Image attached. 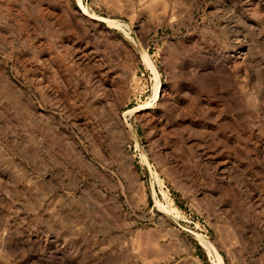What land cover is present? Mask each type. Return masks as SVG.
<instances>
[{
  "label": "rangeland",
  "instance_id": "1",
  "mask_svg": "<svg viewBox=\"0 0 264 264\" xmlns=\"http://www.w3.org/2000/svg\"><path fill=\"white\" fill-rule=\"evenodd\" d=\"M219 256L264 264V0H0V264Z\"/></svg>",
  "mask_w": 264,
  "mask_h": 264
},
{
  "label": "bare ground",
  "instance_id": "2",
  "mask_svg": "<svg viewBox=\"0 0 264 264\" xmlns=\"http://www.w3.org/2000/svg\"><path fill=\"white\" fill-rule=\"evenodd\" d=\"M159 90V84L157 83V85H156V92ZM204 243V245H206V246H209L210 245V243H209V241L207 240V239H205V238H202L201 239ZM216 264H223V261H222V259L220 258V256L217 258V262H216Z\"/></svg>",
  "mask_w": 264,
  "mask_h": 264
}]
</instances>
